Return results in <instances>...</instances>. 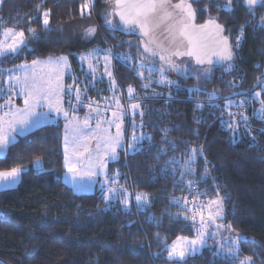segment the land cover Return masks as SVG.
Masks as SVG:
<instances>
[{
	"label": "trees",
	"instance_id": "16d2710c",
	"mask_svg": "<svg viewBox=\"0 0 264 264\" xmlns=\"http://www.w3.org/2000/svg\"><path fill=\"white\" fill-rule=\"evenodd\" d=\"M89 1L1 0L0 32L23 30L27 44L0 58V78L8 67L61 55L80 73L78 54L110 48L118 86L127 92L131 86L135 98L130 101L140 107L131 111L137 123L130 119L127 150L110 161L109 172L119 173L120 186L132 194L146 193L148 203L126 207L122 201H106L103 189L75 192L64 181V119L44 124L19 136L0 157V171L22 169L17 186L0 189V264H240L245 257L264 264V120L251 112L258 99L254 106L245 105L248 115L245 103L237 106L264 87V5L250 13L243 0H232L228 12L227 0H194L198 21L215 17L224 24L235 57L210 66L208 79L191 75L165 84L140 75L144 39L139 29L120 28L113 0ZM89 28L96 32L88 35ZM79 86L83 89L82 81ZM209 95L216 99L209 101ZM260 96L264 100V93ZM241 113L248 117L247 128ZM233 120L240 124L234 136L225 124ZM133 134L144 137L139 151L128 147ZM201 147L203 153L189 164L190 149ZM217 196L223 197L220 222L240 238L238 254L220 251V245L227 249L230 243L208 238L185 261L170 260L169 246L178 237L195 236L199 227V220L194 227L184 218L192 215L188 210Z\"/></svg>",
	"mask_w": 264,
	"mask_h": 264
},
{
	"label": "snow or ice",
	"instance_id": "6c2138e0",
	"mask_svg": "<svg viewBox=\"0 0 264 264\" xmlns=\"http://www.w3.org/2000/svg\"><path fill=\"white\" fill-rule=\"evenodd\" d=\"M248 11L251 13L257 5H264V0H243ZM232 0H227L224 10L231 12ZM113 13L119 16L120 23L126 30L135 31L137 28L144 37H148L147 41H142L144 53H148L150 56L155 57L159 55L161 61H165L167 68L175 71H180V66L173 61V57L188 56L195 59L196 64L214 66L224 62H230L233 60L232 47L228 42L227 37H221L223 27L216 23L215 20L209 19L204 25H196L193 23L196 16V10L192 7V2L188 0H179L178 3L173 4L172 0H115V6ZM113 13H109V17ZM48 12L44 13L43 24L47 26L49 24ZM264 21V18H262ZM109 27L113 30L117 27L113 24L111 18H107L105 21ZM211 24L214 27V33L206 34L205 29ZM157 29H161L165 33L163 41H158L153 38V34ZM29 32L34 33L35 30L29 28ZM96 32L95 28H89L87 30L88 35H92ZM3 39H0V57L7 56L8 54H16L22 51V47L26 45L24 31H16L15 28H3ZM243 36V30L241 31ZM211 40V44L208 41ZM240 37H237V47L239 46ZM161 53H167V56ZM92 57V53L82 56L81 59H89ZM215 57V59H213ZM112 59L111 50H107V54L104 56L105 71L108 76L111 77L112 73L108 71V64ZM127 59V57H125ZM40 62L37 60L32 61L33 71L31 75H25L23 78L19 76H10L9 81H15V85L20 86L25 92V105L23 109H18L16 112L5 113V116H11V119L5 121L3 117H0V154H5L10 143L15 139L12 135L18 129L27 128L32 124V117L43 115L36 110L39 108L47 107L50 110L56 112H63L64 116L68 117V112L64 111L61 107L62 94L64 93L63 86L59 83L60 80V66L67 64L66 57H60L53 61L51 58L45 62L49 66V72L47 75L38 74L35 70ZM26 67V66H21ZM231 65H229V68ZM89 68L95 71L93 65L89 63ZM165 67L160 68V79L158 83L171 84L172 81L166 79L163 75ZM212 67H205L201 70L197 79L203 76L204 79H208ZM55 74V75H53ZM142 76L143 73H140ZM114 83V82H113ZM149 85L145 84L147 88ZM71 87V86H70ZM86 90V89H85ZM195 91L199 92L197 88ZM128 95L134 99V89L129 86ZM260 92L256 93L259 97ZM216 99L214 95H209V101ZM76 100L79 103L81 100L79 90L76 91ZM244 101H240L237 105L242 107ZM119 106V102L117 101ZM232 101L225 103V108L230 109ZM262 107L259 109L256 115L259 119L264 120V100L261 101ZM91 107V105H89ZM133 109L140 107L139 104H132ZM202 107V105H197ZM99 115L98 109H92ZM114 120L108 121V124H114L117 128L115 136L108 134V130L105 129L100 140L103 142V153L101 154V143L96 144L95 155L93 150L89 148L87 140L89 139L88 133L85 129L89 127V118H85L83 121V127L72 128L71 135L68 132L69 125H65V152H64V165L68 170V173L73 174V182L75 176L79 173V167L88 169V175H95L94 169L96 167H103V156H110L112 160L117 158V149L121 146V125L116 123L117 120H122L123 113L114 112ZM142 115V113H141ZM228 115L233 117L234 114L229 110ZM240 119L244 122V127L248 126V117L240 114ZM101 121H97L96 128L99 129ZM226 127L231 130L233 136L240 124L233 120L232 122H225ZM249 131H251L249 129ZM143 136L137 137L135 134L132 136L134 143L129 144V149L132 151H139ZM150 139V138H149ZM203 153V148L190 149L189 161L192 163L197 154ZM188 171V165H185ZM207 169L205 173L207 174ZM22 169L13 167L10 171H0V184L5 187H9L15 184L21 175ZM183 175V172L181 173ZM191 181H189V185ZM74 187H77L74 183ZM115 188L108 189V195L104 196L106 201L110 200L112 194H115ZM148 195L146 193H137L135 200L138 206L147 205ZM122 203L127 207L129 201L125 198ZM179 204V200L174 201ZM188 204L187 199L184 201ZM205 209H207V217L205 218ZM192 213L191 216L185 215V219H191L193 226L195 227L197 221V214L199 215V227L196 228V236L194 239L188 240L184 237H178L177 241L173 242V245L168 250V258L173 261H185L186 255L189 253L195 254L201 247L206 245L209 235L216 236L220 229H224L225 225L217 223L218 220L223 219V197L217 196V199L210 201L206 205H193L189 209ZM215 227L217 231L210 232L212 227ZM226 230H231V225L227 226ZM239 237L236 240L231 241L227 249L224 245H220V251H226L228 255L236 256L239 252ZM252 243H255L253 241ZM252 257H245L240 264H251Z\"/></svg>",
	"mask_w": 264,
	"mask_h": 264
},
{
	"label": "rangeland",
	"instance_id": "374dc122",
	"mask_svg": "<svg viewBox=\"0 0 264 264\" xmlns=\"http://www.w3.org/2000/svg\"><path fill=\"white\" fill-rule=\"evenodd\" d=\"M1 2V0H0ZM94 0H90L89 4H92ZM114 6V5H113ZM210 18V17H209ZM117 19V18H116ZM118 23V21H117ZM16 31H21L19 29H15ZM2 31L0 32V39H3L2 36ZM25 35V33H24ZM26 44H27V38L25 36ZM23 47V46H21ZM143 48V44H142ZM140 56V62L138 63L137 70L140 73H143V76L146 78V82H151V81H158L160 79V68L165 67V72L163 75L166 77L167 80L176 82L178 78H187L191 75H195L196 77L200 74L201 70L205 67H195L193 64V61L188 58H182V59H177L173 57V61L180 66V71H175L167 68V64L165 61H161L159 59V55L152 57L148 53H144V51L141 49L138 52ZM167 56L165 53H161ZM67 61L71 62L67 56ZM82 55H80V58ZM1 58V57H0ZM50 58L46 59H37L40 63L35 66V70L38 74L42 75H47L49 72V66L45 64L46 61H48ZM53 61L57 59L51 58ZM86 60V59H84ZM72 63V62H71ZM86 66L82 64L80 66L81 72L79 73L77 70L72 67L69 69V64L67 62L66 65L62 64L60 66V80L59 83L63 86L64 88V93L62 94V101H61V107L64 111L68 112V117L66 118L63 114V112H56L54 110H50L47 107L44 108H39L36 111L39 113H43V115H39L36 117H32V124L27 127L20 129L18 127L17 131L13 133L12 135L15 136V139L10 143H14L19 136H22L24 134H27L31 132L32 130L50 123L54 122L59 118L64 119V138H65V125H69L68 132L71 135L72 128L74 127H83V121L85 118H89V127L85 129V132L90 134L89 139L87 140V144L90 149L93 150V155H95L96 151V144L98 142L101 143V154L103 153V142L100 140V137L103 135L104 130H108V134L115 136L117 133V128L115 123L109 125L108 121L114 120L115 118L113 117V113H123L122 120H117L116 123H119L121 125L120 131L122 133L121 135V146L117 149V156L120 152V150H127V128L130 123V119H132L131 124L133 123L136 125L137 121L135 118H130L131 117V111L135 112L137 109H133L131 107L132 104H137L135 101H130V97L128 95V92L126 91L125 94L127 97L122 96V92H117V90L111 89V93L109 96H102L100 99L98 97L91 98V93L89 92L87 88L86 80L87 76H93L94 74L92 73V69L89 68L88 63L86 62ZM26 66V67H21V66ZM20 64L12 67H8L5 70V73L3 74V77L0 78V117H3L5 121L11 119V116H5V113H12L16 112L18 109H23L26 107L25 105V92L23 89L15 85V81H9L10 76H19L23 78L26 74L31 75L33 71V65L32 62H28L25 64ZM210 67V66H206ZM68 71H70L68 73ZM73 71V72H72ZM71 74L73 76V81L70 83H67L66 81V76L65 73ZM55 75V74H53ZM64 75V77H63ZM98 73L96 71L95 74V79L97 77ZM79 77V79H78ZM149 78V80H148ZM204 79L203 76L200 77V80ZM79 80L82 81L84 87H86V93L87 97L84 98L81 96V90L78 88ZM116 85V84H115ZM71 86V87H70ZM110 87H115L114 85H110ZM79 90L81 100L78 103L76 100V91ZM122 93V94H121ZM261 95L264 93V87L262 91L260 92ZM258 100H256V99ZM253 100L252 103L247 104L246 101ZM254 100H256L257 104L254 106ZM261 96L257 97L256 93L254 94V97H250L247 100L244 99V108L245 105L247 106H254V109L251 110L255 115L258 113L259 109L262 107L261 105ZM117 101L119 102V106L117 104ZM137 101V100H136ZM126 102V103H125ZM91 105V107H89ZM92 109H98L99 110V115H97L96 112L92 111ZM86 110V111H84ZM248 109L245 108V114H247ZM248 115V114H247ZM97 121H101V126L99 129L96 128ZM63 138V148L65 152V139ZM7 152V150H6ZM6 154V153H5ZM5 154H0L1 156H4ZM110 161L112 162L113 160L111 159L110 156H103V167H96L94 169L95 175H88V169L84 167H79V173L75 176L74 182H73V174L68 173V170L66 168L65 174H64V181L69 184L75 192L78 193H86V192H94L97 189H103L106 195H108V189L109 188H115L116 192L115 194H112V197L109 201H123L125 198L129 201L127 207L131 206V203H136L135 196L136 194H132L124 185L120 186V180H119V173H111L109 172V163ZM37 165H42L41 162H37ZM21 180V175L19 180L9 186V187H15L19 184ZM74 183L77 187H74ZM5 187L2 184H0V189L4 188H9ZM217 199V198H216ZM208 204V203H207ZM206 205V204H205ZM224 213V211H223ZM222 213V214H223ZM205 218L207 217V209H205ZM197 220H199V215H197ZM198 223V222H197ZM217 223L222 224L220 220L217 221ZM227 226H225L224 229H220L218 234L216 236L209 235L208 238H211L212 240L216 241L217 243H230L232 240L231 238L237 237L238 233L233 231L232 229L226 230ZM217 231L216 228L213 226L210 229V232ZM196 236V235H195ZM195 236L193 237H184L187 238L188 240L194 239ZM207 238V242L209 241ZM177 241V240H176ZM171 244L169 248L172 246ZM205 246V245H204ZM203 246V247H204ZM201 247L199 251L203 248ZM169 250V249H168ZM197 251V252H199ZM196 253V252H195ZM192 253H189L186 255L189 256Z\"/></svg>",
	"mask_w": 264,
	"mask_h": 264
},
{
	"label": "crops",
	"instance_id": "0c3cea01",
	"mask_svg": "<svg viewBox=\"0 0 264 264\" xmlns=\"http://www.w3.org/2000/svg\"><path fill=\"white\" fill-rule=\"evenodd\" d=\"M109 49L110 48L96 47V48H93L91 50H88V51H85L83 53L78 54L80 66H82V64L84 66H86L87 65L86 62H87L88 65H89V63H91L93 65V68L95 69L94 72L92 71V73L94 75L89 77L90 86H91V88H93L92 90L89 91L91 93V98L98 97L100 99L102 96L107 97L111 93V89L117 90V92H122L123 93V94L121 93L122 96L127 97V95L125 94L126 91H123V89L118 86V82H117V79L115 76L114 62H113L114 54H113L111 49L110 50H111V54H112V59H111L110 64H108V71H110L112 73L111 77H109L107 72L105 71L106 62L104 60V56L107 54V50H109ZM89 53H92V57H90L89 59L84 60V59L80 58V55L85 56ZM60 57H65V55H61V56H57V57L56 56L55 57H47V58L59 59ZM43 59H46V58H43ZM30 62H32V61H30ZM67 62L69 64L68 68L71 69L72 68L71 62H69V61H67ZM23 64H25V63H23ZM96 71H97L98 75L95 79L94 76L96 74ZM69 72L70 71H68V73ZM65 75H67L66 76L67 83H70L73 81V76L71 74L69 75L66 72ZM63 77H64V75H63ZM78 79H79V77H78ZM80 81L81 80H79V83H80ZM110 85H114V86H116V88L110 87ZM78 88H80V90H81V96L86 98L88 96L86 93L87 90H85L84 87L82 89L81 86H79V85H78ZM84 111H86V110H84Z\"/></svg>",
	"mask_w": 264,
	"mask_h": 264
},
{
	"label": "water",
	"instance_id": "95a60500",
	"mask_svg": "<svg viewBox=\"0 0 264 264\" xmlns=\"http://www.w3.org/2000/svg\"><path fill=\"white\" fill-rule=\"evenodd\" d=\"M193 1L194 0H188V2H192V7H193V9H195L196 10V7L194 6V4H193ZM179 2V0H172V3L173 4H175V3H178ZM243 4H244V2H243ZM113 5L115 6V0H113ZM244 6H245V4H244ZM259 6H261V5H257L255 8H257V7H259ZM246 7V6H245ZM247 8V7H246ZM116 16V18H117V21H118V24H119V26H120V28L121 29H123V30H125V31H127L125 28H124V26L120 23V20H119V16H117V15H115ZM211 19H213V20H215V22L216 23H218V24H220L222 27H223V32L221 33V39L223 38V37H227L228 38V42H229V44L231 45V47H232V51H233V45H232V40H231V38L228 36V34L226 33V27L224 26V24H222L217 18H215V17H210ZM210 18H207V19H205V20H203V21H198V16H197V10H196V16H195V20L193 21V23H195L196 25H204L207 21H209V19ZM138 29V28H137ZM214 27H213V25H211V24H209L208 25V27L205 29V33L206 34H212V33H214ZM141 34V33H140ZM164 35H165V33H163V31L161 30V29H157L155 32H154V34H153V38H155V39H157L158 41H163V37H164ZM141 37L144 39V41H147V39H148V37H144V36H142L141 35ZM208 43L209 44H211V40H209L208 41ZM165 54H167V53H165ZM234 57H235V55H234V52H233V59H234ZM175 58H177V57H175ZM182 58H188V59H191L192 61H193V64H194V66H196V67H206V66H209V65H207V64H204V65H198V64H196V62H195V59L194 58H192V57H188V56H181V57H179V58H177V59H182ZM213 59H215V57H213ZM233 61V60H232ZM231 62V61H230ZM228 62H224V63H220V64H215L214 66H221V65H224V64H227Z\"/></svg>",
	"mask_w": 264,
	"mask_h": 264
}]
</instances>
